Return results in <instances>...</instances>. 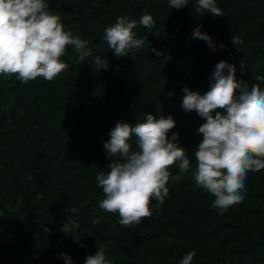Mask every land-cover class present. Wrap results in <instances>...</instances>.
I'll use <instances>...</instances> for the list:
<instances>
[{
	"label": "trees",
	"instance_id": "trees-1",
	"mask_svg": "<svg viewBox=\"0 0 264 264\" xmlns=\"http://www.w3.org/2000/svg\"><path fill=\"white\" fill-rule=\"evenodd\" d=\"M46 3L65 30L89 41L92 55L80 61L70 46L62 57L68 70L50 82L0 75V264H66L61 253L85 264L98 244L111 264H180L189 252H195L192 264H264V170L249 172L243 202L220 214L191 174L205 121L181 106L184 87L201 95L210 89L208 77L220 61L235 65L237 79L264 89L255 79L264 76V0H217L221 17L197 13L191 4L172 9L168 0ZM148 14L152 28L139 24ZM121 16L137 21L133 31L146 40L135 58L116 57L104 39ZM199 25L217 51L192 38ZM234 35L244 43L233 45ZM96 56L107 59L108 70L95 68ZM147 113L175 119L171 131L179 133L192 167L180 181H169L163 204L152 202L151 218L125 227L118 213L99 208L104 195L96 176L111 162L104 148L110 130L119 121L144 122ZM130 142L135 148V138ZM71 204L78 209L72 216L79 243L61 231Z\"/></svg>",
	"mask_w": 264,
	"mask_h": 264
},
{
	"label": "clouds",
	"instance_id": "clouds-1",
	"mask_svg": "<svg viewBox=\"0 0 264 264\" xmlns=\"http://www.w3.org/2000/svg\"><path fill=\"white\" fill-rule=\"evenodd\" d=\"M168 3L172 9L191 4L197 13L203 10L213 17L224 16L217 0H168ZM139 24L152 28L155 21L150 14L142 15ZM136 27L137 21L121 16L105 29L104 39L116 57L131 54L135 58L137 50L145 46L146 40L137 38L133 31ZM202 27L192 30V38L205 41L213 52L217 51V44L201 31ZM230 42L236 47L244 43L237 35ZM70 46L80 61L92 55L89 41L65 30L60 17L49 11L46 0H0V75L15 76L25 84L41 77L53 81L68 70L62 57ZM225 47L223 43L219 45V49ZM150 50L164 56L155 47ZM170 59L164 57L163 62ZM93 64L96 69H109L107 59L100 56L95 57ZM255 79L264 82V76ZM208 80L210 89L203 95L184 87L181 106L186 113L195 111L205 121L198 128L202 140L194 151L196 168L191 174L196 185L215 198L212 207L223 214L245 199L248 173L264 170V89L261 83L237 79L235 65L227 61L218 62ZM175 127L171 115L157 119L147 113L144 122L119 121L110 130L104 148L111 162L107 172L96 176L97 187L104 195L99 208L118 213L121 226L139 225L151 218L152 202L163 204L169 195V181L178 182L190 173V156L179 143V133H172ZM133 138L135 148L130 142ZM173 167L178 169L176 175L170 171ZM66 212L69 220L61 231L79 243L80 226L72 216L78 215V209L72 205ZM98 222L92 220L93 224ZM43 230L52 232L46 226ZM105 247L98 244V251L87 256L85 264H111ZM59 255L66 264H73L66 253ZM194 256L195 252L187 253L180 264H192Z\"/></svg>",
	"mask_w": 264,
	"mask_h": 264
}]
</instances>
